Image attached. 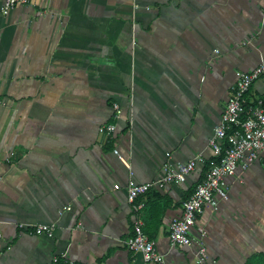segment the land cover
Returning a JSON list of instances; mask_svg holds the SVG:
<instances>
[{
  "label": "crops",
  "instance_id": "crops-1",
  "mask_svg": "<svg viewBox=\"0 0 264 264\" xmlns=\"http://www.w3.org/2000/svg\"><path fill=\"white\" fill-rule=\"evenodd\" d=\"M5 2L0 264H145L123 243L137 220L164 257L156 264H199L201 228L210 264L264 255V149L226 178L229 197L205 208L193 245L170 239L218 160L209 141L239 72L264 62V0H33L7 13ZM246 98L264 100V76ZM110 122L107 139L99 127ZM200 153L205 162L186 181L129 201L131 181L156 180L168 158ZM34 223L54 234L21 225Z\"/></svg>",
  "mask_w": 264,
  "mask_h": 264
},
{
  "label": "built area",
  "instance_id": "built-area-1",
  "mask_svg": "<svg viewBox=\"0 0 264 264\" xmlns=\"http://www.w3.org/2000/svg\"><path fill=\"white\" fill-rule=\"evenodd\" d=\"M33 0H6L2 12L7 13L11 8L20 3H29ZM264 76V62L249 71H240L236 83L233 85L220 122L215 127L209 145L218 156V161L211 164L203 179L198 182L192 194L184 200V209L180 217L174 218L170 224V239L174 245H193L195 237L192 228L197 224L199 216L207 206L214 211L220 208L221 202L229 197V186L226 182L228 176L235 175L238 169H248L259 157L264 149V100L258 98L248 102L246 95L251 90L254 82ZM115 115L120 117L123 108L114 103ZM117 125L113 122L103 124L99 131L110 139L116 132ZM114 152L126 162L119 148ZM169 155V154H168ZM205 162L202 153L191 158L185 163L174 165L168 158L164 165V175L160 178L144 183L131 181L128 185V199L134 203L138 196L149 192L153 187H164L176 181L184 182L199 163ZM2 176H0V180ZM70 209V206H67ZM3 218L0 213V224ZM24 227H33L38 233L54 234L51 225L43 223L21 224ZM201 239L198 240L196 251L199 264H210L207 246L203 240L207 231L201 228ZM3 232L0 230V238ZM123 243L127 248L143 253L145 264L163 263L164 257L143 230V223L137 220L134 233L127 236ZM59 258H55L58 260Z\"/></svg>",
  "mask_w": 264,
  "mask_h": 264
},
{
  "label": "trees",
  "instance_id": "trees-1",
  "mask_svg": "<svg viewBox=\"0 0 264 264\" xmlns=\"http://www.w3.org/2000/svg\"><path fill=\"white\" fill-rule=\"evenodd\" d=\"M250 264H264V255L257 256Z\"/></svg>",
  "mask_w": 264,
  "mask_h": 264
}]
</instances>
